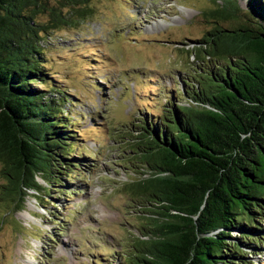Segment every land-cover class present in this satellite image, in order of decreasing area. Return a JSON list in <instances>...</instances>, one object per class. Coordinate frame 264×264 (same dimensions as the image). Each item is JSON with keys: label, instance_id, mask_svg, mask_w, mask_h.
Instances as JSON below:
<instances>
[{"label": "trees", "instance_id": "obj_1", "mask_svg": "<svg viewBox=\"0 0 264 264\" xmlns=\"http://www.w3.org/2000/svg\"><path fill=\"white\" fill-rule=\"evenodd\" d=\"M222 1L200 13L211 30L190 49L196 72L130 125L149 172L132 185L146 222L112 262L92 264H254L264 252V0ZM91 13L88 0H0V201L11 213L70 198L91 157L77 150L43 39Z\"/></svg>", "mask_w": 264, "mask_h": 264}, {"label": "rangeland", "instance_id": "obj_2", "mask_svg": "<svg viewBox=\"0 0 264 264\" xmlns=\"http://www.w3.org/2000/svg\"><path fill=\"white\" fill-rule=\"evenodd\" d=\"M88 3L90 16L43 39L47 66L72 104L64 110L79 123L77 150L91 157L76 171L70 198H29L15 213L0 201V264H92L97 255L110 263L112 250L130 244L148 217L132 185L149 173L130 146V125L155 114L184 72H196L190 49L211 30L200 13L224 7L222 0ZM253 261L264 264V252Z\"/></svg>", "mask_w": 264, "mask_h": 264}, {"label": "water", "instance_id": "obj_3", "mask_svg": "<svg viewBox=\"0 0 264 264\" xmlns=\"http://www.w3.org/2000/svg\"><path fill=\"white\" fill-rule=\"evenodd\" d=\"M240 19H241V20H243V19H244L246 22H247V20H248V22H249V23H251V22H250V20H249V19H247V18H245V17H241V16H240ZM254 26H255V25H254ZM254 26L252 25V26H251V28H254Z\"/></svg>", "mask_w": 264, "mask_h": 264}]
</instances>
